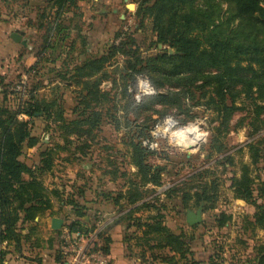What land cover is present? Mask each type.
<instances>
[{
    "label": "rangeland",
    "instance_id": "rangeland-1",
    "mask_svg": "<svg viewBox=\"0 0 264 264\" xmlns=\"http://www.w3.org/2000/svg\"><path fill=\"white\" fill-rule=\"evenodd\" d=\"M227 1L192 2L200 11L214 5L219 21L229 29L226 34L232 32L237 40H243L245 31L256 22L255 15H240L248 25L237 28L238 21L234 20L238 16ZM143 2L149 5L153 0H79L67 5L58 19L59 31L50 41L52 48L41 51L58 10L53 1L0 0V49L4 51L0 54L1 106L15 111L34 88L42 96L48 95L51 87L66 84L64 63L69 71L68 65L73 63L107 58L102 64V79L97 83L95 78L88 81L99 90V96L87 93L86 79L81 83L80 76L69 80L71 83L61 90L66 121H88L78 127L81 134L91 132L84 149L75 139L76 128L71 132L62 130L58 116L47 119L43 115H19V120L30 122L31 135L38 141L32 148L25 147L23 159L35 168L40 151L53 150L51 167L41 176L51 208L39 215L32 237L24 241V246L20 241L11 243L9 252L8 246L1 248L5 255L0 264L19 260L17 249L23 251L28 264H109L112 239L121 244L124 258L132 264H183L178 258L170 259L173 253L158 249L154 240L144 236L142 223L160 215L168 231L183 236L194 259L200 253V259L207 263L213 255L221 264H257L256 251L264 244V230L252 226L255 207L235 199L230 185L239 178L242 166H249L254 185L264 183V90L254 89L252 95H241L232 104L227 101L232 109L225 121L224 104L215 84L208 82L210 78L203 83L185 77L177 86H153L147 74L130 76L129 71L124 72L126 62L135 56L147 59L166 51L175 54L172 48L156 42L152 20L140 9L146 6ZM181 4L186 9L189 3ZM12 33L22 35L18 45L10 39ZM140 76L149 81L156 94L136 101ZM157 96L163 98L158 100ZM75 107L79 110L74 111ZM95 113L100 115L99 120L89 128ZM190 128L197 131L189 132L194 139L186 135V142L195 140L189 147L178 134ZM84 135L79 141L86 142L88 136ZM131 141L147 149L146 163L160 170V187L146 184L132 164ZM255 152L259 157L253 165ZM66 168L73 174V183L60 175ZM203 190L209 197L214 196V201L197 204L192 197L187 198L184 207V193L193 196ZM121 194L123 199L119 198ZM137 195L143 197L149 209L143 208L142 202L131 207L129 197ZM257 204L264 201L258 200ZM190 212H200L202 221L190 226ZM220 213L231 217L223 228L218 227ZM52 219L62 220L60 229H51ZM76 222L80 224L72 231L85 235L82 241L71 238L70 228ZM107 238L109 255L103 252ZM45 244L49 252L42 251Z\"/></svg>",
    "mask_w": 264,
    "mask_h": 264
},
{
    "label": "trees",
    "instance_id": "trees-1",
    "mask_svg": "<svg viewBox=\"0 0 264 264\" xmlns=\"http://www.w3.org/2000/svg\"><path fill=\"white\" fill-rule=\"evenodd\" d=\"M53 1L57 6V13L51 27L46 31L42 50L50 49L51 40L54 33L59 31L58 19L64 14L67 5L75 4L79 0H42ZM194 0H153L152 3H142L141 6L152 20V29L156 42L167 45L175 51V54L169 55L163 52L154 58L141 59L135 56L131 62H126L123 68L124 72L129 71L130 76L144 74L154 84H169L174 86L186 80L192 82L208 81L215 84L221 102L224 104L225 121L230 116L232 105L228 106L227 101L231 104L235 99L244 95H252L254 89L264 90V0H228L226 5L229 6L238 16L234 21H238L237 28L248 25L240 15H255L256 22L252 23L253 28L245 31L246 36L243 40H237L232 36V32L226 34L228 27L225 23L219 21V12L216 7L210 4V8L200 11L193 5ZM182 2L189 3L186 9H182ZM181 4V5H180ZM263 5V6H262ZM218 6V5H217ZM219 7V6H218ZM207 22V24H204ZM70 47L74 42H70ZM38 52V56L41 55ZM107 60L105 57L97 59H86L74 65L69 71L64 63L65 73L63 79L67 87L69 80L77 79L80 76L81 83L86 79L85 87L87 93H94L99 96V90L95 85L88 82L95 78L99 82L104 76L102 64ZM139 67V69H136ZM34 69V68H33ZM210 73V74H208ZM66 76L71 79H66ZM153 85V86H154ZM156 87V86H155ZM38 88H34L29 93L26 101H21L17 110L11 111L7 107L0 105V258L5 255L1 248L4 243L18 244L22 239L21 231L25 225H32L29 228V236L35 229V218L42 215L43 212L51 208L49 192L44 186L41 176L51 167L53 150L47 149L40 154L38 167H31L24 159L25 147L32 148L38 141L31 135L30 122L19 120V115L33 118L37 116H46L52 119L56 115L61 122V129L71 132L76 128L75 137L81 149L88 146L90 140L89 131H83L81 134L78 127L86 124L88 121H66L64 109L61 105L62 93L61 86L55 85L50 88L48 95L39 96ZM77 94V91H75ZM101 93V92H100ZM103 95V93H101ZM46 97V99L43 98ZM40 97V98H39ZM158 100L162 96L156 97ZM260 108L256 106V109ZM262 109V108H261ZM79 108L75 107L74 111ZM99 114H94V122L99 120ZM63 125V126H62ZM59 130L62 135V130ZM86 134V142L83 140ZM65 138V136H63ZM132 161L137 168L138 173L142 176L146 184L151 183L154 186H161L160 170L153 168L146 163L147 149L142 147L141 143L131 141ZM258 153L253 154L251 163H258ZM249 166H242L239 178L233 179L230 187L233 188L234 198L241 202L249 203L254 206L256 213L252 216V226L264 230V204H257L258 200L264 201V183L258 182L254 185L253 178L250 175ZM24 176H27L25 178ZM255 186V187H254ZM61 194V193H59ZM127 194V193H126ZM123 195H119L123 199ZM194 197L197 204L201 201H214V196L206 195V190L197 191L193 196L186 192L183 194L184 207H187V198ZM131 207L136 206L143 201L141 195L129 197ZM116 204V201H115ZM148 203L142 202V207L149 209ZM160 211V207H155ZM162 216L153 217L152 221L142 223L140 227H145L144 236L155 241L158 249H168L172 254L170 259L184 261L183 264H201L193 257L188 244L183 240L182 235H175L164 227ZM231 219L229 215L220 213L217 217L218 227L223 228ZM80 223H73L70 231L76 229ZM73 232V231H72ZM25 240L29 237L25 236ZM150 240L148 241L150 243ZM106 246L103 252L109 255L110 239L105 240ZM257 264H264V244L260 245L256 251ZM210 256L208 264H221L222 261Z\"/></svg>",
    "mask_w": 264,
    "mask_h": 264
},
{
    "label": "crops",
    "instance_id": "crops-1",
    "mask_svg": "<svg viewBox=\"0 0 264 264\" xmlns=\"http://www.w3.org/2000/svg\"><path fill=\"white\" fill-rule=\"evenodd\" d=\"M18 34V33H17ZM19 35H21V34H19ZM21 38H22V35H21ZM11 39V38H10ZM12 40V39H11ZM12 42L14 43V45L16 44V45H18L20 42H18V43H16V42H14L13 40H12ZM4 53V51H3V49H0V54H3ZM76 64H78V63H73V64H71V65H68V69H71L74 65H76ZM67 65V64H66ZM67 68V67H66ZM54 85V84H53ZM60 86H61V90L63 89V86L61 85V84H59ZM49 145V144H48ZM43 151L41 150L40 151V153L38 154V157L40 156V154L42 153ZM39 160H40V157H39ZM66 163V162H65ZM68 175V176H66V175ZM61 175V177H63V178H65V179H68V178H70L71 179V181H69V182H67V183H73L74 181H73V174L70 172V170H69V168H66L65 170H64V173H62V174H60ZM25 178H27V176H24ZM56 180V179H55ZM45 186V185H44ZM46 187V186H45ZM61 193H62V191H60ZM38 220H39V217H37V218H35V226L37 225V223H38ZM51 221V220H50ZM51 223V222H50ZM32 225H25L24 226V228H23V230L21 231V235H22V239L20 240V241H22V245L24 246L25 244H24V241H26V240H24V238H23V236L24 235H26V236H28L29 238L30 237H32V235H28L29 234V228L31 227ZM112 238H113V236H112ZM29 240V239H28ZM113 240V242H112V246H111V251H110V255L108 256V263L109 264H132V262L133 261H131L130 259H126V258H124V253H123V251H122V246H121V244L116 240V239H112ZM29 244H31V243H28L27 245H29ZM33 245V244H32ZM6 246H8V248H9V246H11V244H7V243H4L3 245H2V248L3 249H5L6 248ZM45 247L42 249V251H47V252H49L50 251V249L48 248V246L45 244L44 245ZM42 248V247H41ZM40 248V249H41ZM11 249V247L9 248V249H7L6 251L7 252H9V250ZM53 249H54V247H53ZM15 250V249H14ZM16 253L17 254H19L20 255V258H18L19 260H13V259H11V261H12V263H14V264H28L27 262H25L26 260L23 258V256H24V253H23V251L22 250H19V249H17L16 250ZM9 257L8 258H11V254H9L8 255ZM42 256V255H41ZM44 256V255H43ZM200 257H202L201 256V254L200 253H198L197 254V259H195V260H197V261H199V262H201V264H208L207 262H203L201 259H200ZM207 261H208V259H207ZM25 262V263H24ZM42 262H44V260H42ZM134 263V262H133ZM30 264H35V263H33L32 261L30 262ZM50 264H56L55 263V261H51V263Z\"/></svg>",
    "mask_w": 264,
    "mask_h": 264
},
{
    "label": "built area",
    "instance_id": "built-area-1",
    "mask_svg": "<svg viewBox=\"0 0 264 264\" xmlns=\"http://www.w3.org/2000/svg\"><path fill=\"white\" fill-rule=\"evenodd\" d=\"M138 83H137V89H136V93L134 94V99H136V101H139L142 97L145 96H152L154 94H156L155 89L150 85L149 81L143 77H137ZM71 232V238L73 239H77L79 241H82L84 239V236L81 232L77 231V232Z\"/></svg>",
    "mask_w": 264,
    "mask_h": 264
},
{
    "label": "water",
    "instance_id": "water-1",
    "mask_svg": "<svg viewBox=\"0 0 264 264\" xmlns=\"http://www.w3.org/2000/svg\"><path fill=\"white\" fill-rule=\"evenodd\" d=\"M10 38L16 43L21 41V35H19L17 33H12L10 35ZM182 143L184 145L189 146V147L192 146V143H188V141L186 142L185 140H183ZM201 221H202V218H201L200 212H197L196 214L191 213V212L188 213V215H187V223L190 226H193L195 224H199ZM61 225H62V220L61 219H52L50 226H51V229L57 230V229L61 228Z\"/></svg>",
    "mask_w": 264,
    "mask_h": 264
},
{
    "label": "clouds",
    "instance_id": "clouds-1",
    "mask_svg": "<svg viewBox=\"0 0 264 264\" xmlns=\"http://www.w3.org/2000/svg\"><path fill=\"white\" fill-rule=\"evenodd\" d=\"M169 123H171V122L169 121ZM196 131L197 130L195 128H190V129H186L185 132L179 133V136L181 137V142H183V140L187 138L185 133H187V132L195 133ZM189 143H195V140H191V141H189Z\"/></svg>",
    "mask_w": 264,
    "mask_h": 264
},
{
    "label": "bare ground",
    "instance_id": "bare-ground-1",
    "mask_svg": "<svg viewBox=\"0 0 264 264\" xmlns=\"http://www.w3.org/2000/svg\"><path fill=\"white\" fill-rule=\"evenodd\" d=\"M130 8H132V7H130ZM185 130H186V129H185ZM185 130H183L182 132H185ZM179 133H181V132H179ZM178 135H179V134H178ZM186 135H187V136H190V137L193 138V134H190L189 132H187ZM193 139H194V138H193Z\"/></svg>",
    "mask_w": 264,
    "mask_h": 264
}]
</instances>
